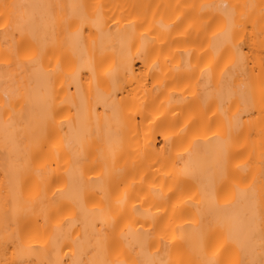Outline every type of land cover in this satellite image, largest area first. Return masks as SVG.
I'll use <instances>...</instances> for the list:
<instances>
[{"label": "snow or ice", "instance_id": "obj_1", "mask_svg": "<svg viewBox=\"0 0 264 264\" xmlns=\"http://www.w3.org/2000/svg\"><path fill=\"white\" fill-rule=\"evenodd\" d=\"M173 7L165 23L151 5L0 0V243L13 256L0 264L25 253L63 264L49 246L78 217L89 242L69 264H264V0ZM178 41L181 55L213 53L180 77L191 91L199 70L182 124L185 112L169 121L147 90L139 102L123 95L133 59L160 69L157 49ZM145 120V135L161 129L159 149L139 145ZM156 172L161 183L145 188Z\"/></svg>", "mask_w": 264, "mask_h": 264}, {"label": "bare ground", "instance_id": "obj_2", "mask_svg": "<svg viewBox=\"0 0 264 264\" xmlns=\"http://www.w3.org/2000/svg\"><path fill=\"white\" fill-rule=\"evenodd\" d=\"M16 2L20 3H31V2H45V0H16ZM62 2H77V0H62ZM90 3H104L105 5H151V8L148 10V17L151 19L153 11L156 13V19H160L163 16L165 23H167L170 19H174L178 10H176L173 6L176 4H199L203 2H208V0H87ZM228 2H233V0H228ZM251 2L259 3V0H251ZM159 6V7H157ZM116 17L120 16V9H115ZM109 15H112V12H108ZM124 16L131 18L128 16V11H125ZM114 17V18H116ZM111 23V21H109ZM121 23H123V19H121ZM147 27V25H145ZM176 33L173 32L172 36H175ZM171 37H169L170 39ZM163 39V36L161 37ZM208 41L205 40L204 44H207ZM185 44L183 42H177L171 44H165L162 49L158 48L157 51H160V61L161 67L160 69H150L142 59H133L131 61V67L128 71V74L123 77L124 84L126 85L125 91L123 95L129 96L130 98H137V102L144 99L145 92L147 90V97L149 103L153 108L160 107V111L165 112L167 115V119L171 121L173 119V113H180L181 111L185 112V116L180 117V123L184 122L187 113V106L190 103L191 94L193 91H197V80L196 76H199V70H197L196 75L191 78V91L181 93L179 89L184 87L185 83H189L187 79H180L181 76L185 75V68L188 63L195 64L197 62V58L201 59L200 67H203V64L206 63L209 59H211L213 53L210 49H202V46H197L191 53H186L181 55ZM247 51V47L244 49ZM132 52L135 53V48L132 49ZM164 56H168L171 60L170 64L164 63ZM174 57V58H173ZM151 63V59H149L148 64ZM179 65V70L174 71L175 66ZM165 74H167V79L170 81L168 84V88L164 89L162 92H153V86L159 80L165 78ZM86 78V77H85ZM169 89H176V94L172 96L171 102H169ZM74 87L72 91H74ZM63 93H61V96ZM187 97L188 99H185ZM19 107V105H17ZM95 107L99 113H103V105L95 104L92 105ZM171 108L169 112L168 109ZM74 112L75 109H72ZM68 114V108L65 106V113ZM139 119V116L137 117ZM245 120L248 119L247 116L244 117ZM135 123V122H133ZM179 128V124H176L175 128H172L171 131L176 134L177 129ZM135 131V129H133ZM148 122L144 121L142 131L138 138L139 145L143 148L145 142L148 141L151 144L155 145L156 149H159L160 145L163 144L164 138L161 134V129L159 127L154 126V130L150 132L149 135H145L148 132ZM255 139V137H253ZM243 142V138H242ZM137 141H132V147H136ZM152 149H149L151 153ZM175 151V150H174ZM246 154V153H245ZM150 158H153L150 156ZM255 162L258 161V150L257 155L252 157ZM148 160L144 161V166L146 168L148 164ZM258 166V165H256ZM158 167V166H157ZM86 175H92V173H87ZM160 173L156 172L153 175L149 176L148 181L145 182V188L149 183H156L159 185L161 183L160 180H154L153 176H159ZM138 179V178H137ZM3 180V160L0 157V181ZM167 191V188H165ZM143 194V193H142ZM2 204V201H0ZM90 206V205H89ZM147 207V205H145ZM155 211V209H153ZM11 229H9L10 231ZM90 229L88 233H85V227L83 223V218L78 217L77 221H73L71 224L64 225L63 229L54 235L58 237L55 240L54 246H49V252L47 253L48 259L56 260L61 259L63 264H69V262L74 258H80L81 252L86 250L89 242ZM77 233H80L79 239H77ZM5 235L4 232V224L2 217H0V241L3 240ZM67 244L68 247H64ZM73 252L76 253L75 257L73 256ZM67 253V255H65ZM7 255L8 259H12V249H8L7 254L4 252V248L2 243H0V259H4ZM45 258L44 254L41 253H25L22 256H18L17 259H22L24 264H34L37 259ZM87 258V257H84Z\"/></svg>", "mask_w": 264, "mask_h": 264}]
</instances>
